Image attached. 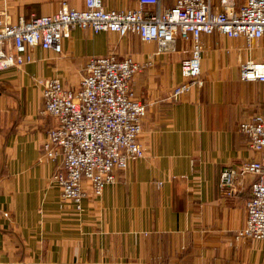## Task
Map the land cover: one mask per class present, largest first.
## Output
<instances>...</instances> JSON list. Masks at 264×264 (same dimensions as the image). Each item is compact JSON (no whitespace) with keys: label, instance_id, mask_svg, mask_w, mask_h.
<instances>
[{"label":"crops","instance_id":"0c3cea01","mask_svg":"<svg viewBox=\"0 0 264 264\" xmlns=\"http://www.w3.org/2000/svg\"><path fill=\"white\" fill-rule=\"evenodd\" d=\"M102 2L107 10L137 5ZM63 3L84 8L83 0H0V14L28 22ZM212 35L201 39L202 87L177 102L168 95L181 82V60L190 56V44L180 41L174 52L153 57L155 44L135 35L75 29L61 54L38 48L21 69L0 71V264H264V241L238 237L257 178L235 176L220 185L226 168L264 162V153L251 151L238 129L264 112V84L239 78L240 62L264 61L257 55L264 43L251 51L243 39L204 44ZM109 54L153 61L131 84L147 107L139 138L145 154L117 172L101 196L85 198L77 212L52 181L61 159L47 160L40 150L54 121L40 114L43 99L34 79L77 81L68 84L76 89L88 59Z\"/></svg>","mask_w":264,"mask_h":264},{"label":"built area","instance_id":"2783aa9c","mask_svg":"<svg viewBox=\"0 0 264 264\" xmlns=\"http://www.w3.org/2000/svg\"><path fill=\"white\" fill-rule=\"evenodd\" d=\"M83 4L84 8L77 10L63 3L57 12L34 16L28 22L20 19L13 23L8 14L1 13L0 71L21 69L32 61L31 53L38 48L61 54L63 41L75 29L109 32L120 38L135 35L141 42L155 44L153 57L174 52L180 41L190 44V56L181 60V82L168 95V100L177 102L192 88L203 85V36L243 39L248 51L264 41V0H173L172 6L164 0H137L136 7L125 10H107L102 0H83ZM152 63L118 59L114 54L91 57L76 89L64 85L59 77L34 79L43 99L40 114L54 121L40 150L47 160L61 159L52 181L59 187L61 199L75 211L83 210L88 196H101L104 188L116 181L117 172L144 157L139 138L147 107L134 96L131 84L135 75ZM239 78L264 84V61L240 62ZM238 129L249 149L262 155L264 112L243 120ZM246 175L257 179L250 188L245 225L238 237L264 241L263 160L226 168L220 185L224 188L235 176Z\"/></svg>","mask_w":264,"mask_h":264},{"label":"rangeland","instance_id":"374dc122","mask_svg":"<svg viewBox=\"0 0 264 264\" xmlns=\"http://www.w3.org/2000/svg\"><path fill=\"white\" fill-rule=\"evenodd\" d=\"M234 42H236V41H233V40H230V39H227V38H224V37H220V36L218 37L216 35H212L209 38L208 37H205L204 40H203V43L204 44H228V43L231 44V43H234ZM259 42L260 43H264L263 40H260ZM204 51H205V49H204ZM262 54H264V53L257 52V55H259V56H262ZM205 55L206 54L204 52L203 53V57H205ZM226 58H227V60H226L227 64L228 65H232V54L231 55H228V57H226ZM64 83H65V85L67 87H70L68 84L73 83V85H76L78 82L77 81H75V82H69V81L66 80ZM260 86L263 87V85H260Z\"/></svg>","mask_w":264,"mask_h":264}]
</instances>
